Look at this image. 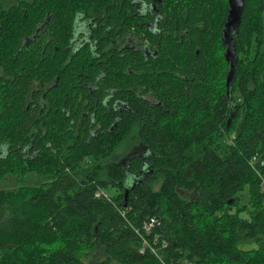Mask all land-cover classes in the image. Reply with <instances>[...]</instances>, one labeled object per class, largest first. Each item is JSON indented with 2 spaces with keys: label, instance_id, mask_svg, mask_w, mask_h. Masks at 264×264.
I'll use <instances>...</instances> for the list:
<instances>
[{
  "label": "trees",
  "instance_id": "obj_1",
  "mask_svg": "<svg viewBox=\"0 0 264 264\" xmlns=\"http://www.w3.org/2000/svg\"><path fill=\"white\" fill-rule=\"evenodd\" d=\"M158 1L0 0V264H264V0L229 93V0Z\"/></svg>",
  "mask_w": 264,
  "mask_h": 264
},
{
  "label": "rangeland",
  "instance_id": "obj_2",
  "mask_svg": "<svg viewBox=\"0 0 264 264\" xmlns=\"http://www.w3.org/2000/svg\"><path fill=\"white\" fill-rule=\"evenodd\" d=\"M83 31L87 33L86 28ZM124 140V143L115 151L114 155L112 156L113 163H121L123 161H126L129 157L140 153L143 149V145L135 133L131 134ZM46 180V178L40 177L36 174H31L26 178L10 176L6 179V181L1 183L0 188L17 190L20 186L39 185ZM248 199L249 196L246 191L242 196L243 204H247ZM100 250L102 252H100ZM105 259L106 255L104 249L100 247L98 248L96 253L89 255V257L85 259V262L86 264H95L96 262L103 261Z\"/></svg>",
  "mask_w": 264,
  "mask_h": 264
},
{
  "label": "water",
  "instance_id": "obj_3",
  "mask_svg": "<svg viewBox=\"0 0 264 264\" xmlns=\"http://www.w3.org/2000/svg\"><path fill=\"white\" fill-rule=\"evenodd\" d=\"M245 8V0H229V13L223 30V40L227 47L226 60L230 63L231 69L227 77V89L230 91L234 82L237 69V54L234 49V35L239 32Z\"/></svg>",
  "mask_w": 264,
  "mask_h": 264
},
{
  "label": "flooded vegetation",
  "instance_id": "obj_4",
  "mask_svg": "<svg viewBox=\"0 0 264 264\" xmlns=\"http://www.w3.org/2000/svg\"><path fill=\"white\" fill-rule=\"evenodd\" d=\"M162 2V0H159L157 3L154 4L152 10L154 11V15L153 17H155L156 19H158L160 16H161V12L160 10L158 9V4H160ZM139 9V13H140V16L142 17V21L144 23H146L147 25H150L151 23V16H148V13H147V8L146 7H143V6H139L138 7ZM158 22V21H156ZM87 29V33L84 32L83 30L84 29ZM157 26L154 25L153 26V29H156ZM92 26L90 23H87L85 21H82L81 19H78L76 24H75V45L78 46V45H82L83 43H85L86 41H91L92 40ZM129 35H133V33H129ZM134 48H137V49H144V47H141V45L139 44H136L134 42L133 39H129L127 41V43L125 45L122 46V49L121 50H124V49H134ZM146 52H148V50H145Z\"/></svg>",
  "mask_w": 264,
  "mask_h": 264
},
{
  "label": "built area",
  "instance_id": "obj_5",
  "mask_svg": "<svg viewBox=\"0 0 264 264\" xmlns=\"http://www.w3.org/2000/svg\"><path fill=\"white\" fill-rule=\"evenodd\" d=\"M97 196H99V194H98ZM153 222H154V221H152V222L150 223V227L152 226Z\"/></svg>",
  "mask_w": 264,
  "mask_h": 264
},
{
  "label": "bare ground",
  "instance_id": "obj_6",
  "mask_svg": "<svg viewBox=\"0 0 264 264\" xmlns=\"http://www.w3.org/2000/svg\"><path fill=\"white\" fill-rule=\"evenodd\" d=\"M100 195V194H99Z\"/></svg>",
  "mask_w": 264,
  "mask_h": 264
}]
</instances>
